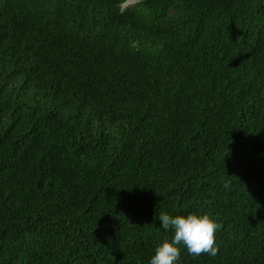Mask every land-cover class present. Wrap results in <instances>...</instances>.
Here are the masks:
<instances>
[{"label": "trees", "instance_id": "16d2710c", "mask_svg": "<svg viewBox=\"0 0 264 264\" xmlns=\"http://www.w3.org/2000/svg\"><path fill=\"white\" fill-rule=\"evenodd\" d=\"M161 213L264 264V0H0V264H148Z\"/></svg>", "mask_w": 264, "mask_h": 264}, {"label": "clouds", "instance_id": "9594fccd", "mask_svg": "<svg viewBox=\"0 0 264 264\" xmlns=\"http://www.w3.org/2000/svg\"><path fill=\"white\" fill-rule=\"evenodd\" d=\"M162 229L173 231L171 241L159 244L148 264H179L182 246L187 253L200 255L206 253L215 256L218 247L215 244V232L220 225L207 214L189 213L187 215H169L161 213L158 217Z\"/></svg>", "mask_w": 264, "mask_h": 264}]
</instances>
